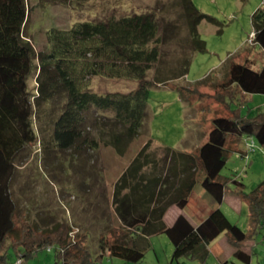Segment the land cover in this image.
Segmentation results:
<instances>
[{
    "label": "trees",
    "instance_id": "obj_1",
    "mask_svg": "<svg viewBox=\"0 0 264 264\" xmlns=\"http://www.w3.org/2000/svg\"><path fill=\"white\" fill-rule=\"evenodd\" d=\"M73 1L39 0V4ZM171 8L187 29H197L204 21L219 24L192 0H173ZM28 19L27 0H0V264L15 261L19 253L29 261L46 249L54 251L53 264H103L114 257L122 259L123 264L139 263L151 249V237L163 234L173 244L169 264L184 257L204 264L210 255V244L222 233L228 234L233 255L251 264L252 251L243 247L264 232V180L246 192L241 180H224L220 172L231 153L245 155L247 150L243 152L241 145L247 137H253L264 148V112L251 116L236 105L240 93L264 94V61L256 64L251 58L252 48L228 58L224 79L209 95L223 114L212 118L208 138L197 149L178 154L183 177L173 202L183 210L200 184L216 204L212 212L197 224L184 212L171 225L145 213L133 216L129 197L119 203L116 184L113 203L120 222L99 233L98 254L93 255L88 247V232L72 236L68 221L45 229L27 220L18 221L19 208L11 190L15 159L26 144L35 141L34 118L47 101L61 98L65 101L63 111L54 123L58 146L80 148L88 140L84 137L85 125L103 117L109 122L105 128L113 131L111 145L120 147L125 138L136 137L146 124L152 87L186 76L191 59H182L176 65L158 64L162 23L154 11L76 22L68 29L52 28L47 34V48L41 51H36L24 34ZM251 20L253 44L264 53V8H258ZM32 75L37 83L34 92L29 89ZM95 76L134 79L138 84L121 99L88 96ZM227 191L247 204L245 231L232 223L220 207Z\"/></svg>",
    "mask_w": 264,
    "mask_h": 264
},
{
    "label": "rangeland",
    "instance_id": "obj_2",
    "mask_svg": "<svg viewBox=\"0 0 264 264\" xmlns=\"http://www.w3.org/2000/svg\"><path fill=\"white\" fill-rule=\"evenodd\" d=\"M172 1L74 0L73 3H49L41 6L39 0H27L29 19L24 34L29 37L36 51L47 48V34L52 28L68 29L76 22L154 11L162 23L158 64L176 65L187 58L191 59V67L188 75L175 86L176 90L172 89L175 88L174 84L167 85V88L157 84L152 87L146 124L136 137L123 140L119 152L110 143L112 136L108 127L105 128L109 126V122L103 117L100 121H89L85 125L84 137L88 140L80 148L63 149L58 146L54 137V123L62 113L65 101L61 98L47 101L34 118L35 141L26 144L15 159L16 169L11 190L19 208V222L27 220L37 228L45 229L57 222L68 221L72 227V236L88 232L89 250L97 255L99 233L115 226L114 223L105 226L104 221H101L102 224L99 222L98 216L113 212L111 204L107 211L103 210V191L100 192L99 189L108 190L110 203L114 181L123 169L143 166L145 155L152 156L148 167L157 162L161 168H168L169 164L176 161L174 151L190 152L200 146L208 138L212 118L223 114L218 112L217 105L209 95L213 94L215 86L224 79L228 58L252 48L251 58L257 65L262 64L264 53L258 45L250 42L249 37L253 36L254 31L252 14L258 8H264V0H192L199 10L219 22L214 24L204 21L197 29H187L182 25L171 8ZM152 76L153 70L149 72V79ZM137 84L134 79L95 76L88 96H114L115 99H121L136 88ZM36 88V77L32 75L29 78V89L34 92ZM244 104L242 99L236 101V105L242 107L243 113L247 114L249 109L243 108ZM250 115L254 116L256 113ZM187 134L189 142L182 144ZM167 147L172 151L168 153ZM244 147L241 145V149L245 150ZM258 147L259 143L256 142L255 151ZM248 161L238 152L231 153L220 177L224 180H243L246 184L245 191H251L264 180V153L257 167L249 166ZM100 179L108 181L103 183ZM89 180L91 195L88 196L85 192L89 188ZM230 185L233 187V184ZM195 192L198 194L200 187ZM202 199L204 205H212L208 198L203 196ZM97 201H101V205H97ZM197 201L194 200L189 205V212H196ZM221 209L232 223L244 231L247 229L248 207L243 200L228 198L221 204ZM227 235L222 233L210 244V255L204 264H219L221 260H228V264H245L233 255ZM163 237L164 242L155 241L154 248L141 262L128 264H169L173 244L166 235ZM247 248L252 251L251 264H264V232L252 240ZM53 262L54 251L46 249L36 253L31 260H24L22 264ZM123 263L122 259L114 257L105 259L103 264ZM173 264L200 263L184 257Z\"/></svg>",
    "mask_w": 264,
    "mask_h": 264
},
{
    "label": "crops",
    "instance_id": "obj_3",
    "mask_svg": "<svg viewBox=\"0 0 264 264\" xmlns=\"http://www.w3.org/2000/svg\"><path fill=\"white\" fill-rule=\"evenodd\" d=\"M188 75V74H187ZM186 75V76H187ZM186 76L183 78H180L178 80H174L170 82L167 85H172L174 84L175 86H178V82L180 80L184 79ZM93 79V78H92ZM177 84V85H175ZM158 85V84H157ZM167 85H158L161 87L167 88ZM170 89V88H168ZM176 90L175 88H172ZM180 89H178L179 91ZM257 96V97H256ZM238 99H242L245 101V104L243 105V108L249 109V114L255 112L256 114L259 112H264V94H247V93H240L238 95ZM242 109V107H241ZM243 111V109H242ZM246 114V113H245ZM109 117H112V115L108 114ZM190 132V131H189ZM109 133H113V131L109 130ZM190 134V133H189ZM189 134L186 135V137L182 140V144H187L189 142ZM150 138V136H149ZM151 139V138H150ZM152 140V139H151ZM118 152H119V144L112 145ZM244 147V143L242 144ZM260 146V145H259ZM199 147V146H198ZM197 147V148H198ZM195 148V149H197ZM246 149V145L244 147ZM194 149V150H195ZM194 150L190 151L193 152ZM243 150V149H242ZM172 149L167 147V152H171ZM122 152V151H120ZM180 152H189V151H174L173 154H176V161L173 164H169L168 168H165L164 166L161 168L160 165L158 164H150L148 167L147 164L149 162H152V156L148 157V155H145L143 161L144 165L140 166L139 168H136L135 166L129 167L128 174L126 177L121 178L122 174L126 171L123 169V171L120 173L119 177L114 181L113 183V190L111 193V201L109 203V194L108 190L104 191L102 189H99L100 192L103 191V201H104V211H107L108 206L111 204L113 206V212L112 213H107L106 215H100L99 217V222L101 221L105 222V226L110 225L111 223H114L116 225L118 222V218L115 212V204L113 203V193L115 190L116 184H118L119 187V203H121L126 197H129L130 202L132 203V215H142V214H148L149 217L152 219H159L160 217L162 218V221L167 224L171 225L175 221L176 217L181 213L184 212V214L188 217V219L193 223L197 224L200 221H202L204 218H206L213 210L215 202L206 192V190L200 185L197 184L195 188L193 189L187 206L181 210L173 201H174V196L176 194V191L178 190V187L180 185V182L183 177V163H181L180 159H178V154ZM244 152V150H243ZM251 152L253 154H251ZM264 153V148L261 146L258 147V149L255 151H247L246 153L244 152L245 156L249 161L248 165L249 166H258L260 165V162L262 161V155ZM168 171V174L166 173ZM103 181L104 179H100ZM240 180V179H238ZM243 183L244 181L241 180ZM102 184V182H100ZM245 184V183H244ZM89 188L87 190V195H91V182L89 180V183L87 185ZM101 186V185H99ZM246 186V184H245ZM200 187V192L197 194L195 190ZM118 189V188H117ZM205 192V193H204ZM203 196L204 198H208L211 202L212 205H204L203 203ZM230 198L231 200L235 199L238 200L239 197L234 196L231 194L229 191L225 194L223 204ZM194 200L197 201V206L195 209V213L189 212L188 207L189 205L194 202ZM101 201H97V205H101ZM231 203H234L233 201ZM221 207V206H220ZM222 211L225 213L227 216L226 212L222 209ZM90 217V216H89ZM228 217V216H227ZM229 219V218H228ZM230 220V219H229ZM231 221V220H230ZM102 224V223H101ZM103 231V230H102ZM163 235H157V236H152L151 237V249L154 248L155 246V241L158 243L163 241L164 238ZM251 241L247 242L243 249L247 252H250L251 250L247 248V245ZM150 249V250H151ZM149 250V251H150ZM148 251V252H149ZM147 255V254H146ZM146 257V256H145ZM221 261H226V260H221ZM220 261V262H221ZM228 262V260H227Z\"/></svg>",
    "mask_w": 264,
    "mask_h": 264
},
{
    "label": "built area",
    "instance_id": "obj_4",
    "mask_svg": "<svg viewBox=\"0 0 264 264\" xmlns=\"http://www.w3.org/2000/svg\"><path fill=\"white\" fill-rule=\"evenodd\" d=\"M253 38H254V33H253V36L252 37H249V40L250 42H253ZM255 144H256V141L253 137H247L245 139V145H246V150L249 152V151H253L255 148ZM24 263V259L21 256H19L15 261L13 262H10L8 264H22Z\"/></svg>",
    "mask_w": 264,
    "mask_h": 264
}]
</instances>
